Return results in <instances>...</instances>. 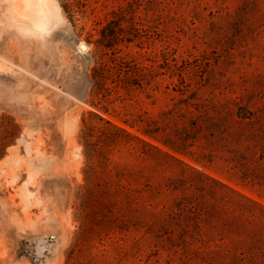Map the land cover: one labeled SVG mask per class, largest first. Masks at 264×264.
Masks as SVG:
<instances>
[{
	"label": "rangeland",
	"instance_id": "1",
	"mask_svg": "<svg viewBox=\"0 0 264 264\" xmlns=\"http://www.w3.org/2000/svg\"><path fill=\"white\" fill-rule=\"evenodd\" d=\"M55 1L49 32L25 35L12 0H0V138L12 129L3 117L19 126L0 150V264H205L207 246L169 251L182 230L156 223L173 195L165 179L182 169L136 140H97L90 163L83 119L96 113L228 186L216 189L228 217L232 189L264 205V0ZM112 21L126 39L106 60L120 59L136 84L95 83L96 42ZM177 129L189 155L163 143ZM145 166L156 189L117 177ZM237 250L226 264H250Z\"/></svg>",
	"mask_w": 264,
	"mask_h": 264
},
{
	"label": "trees",
	"instance_id": "2",
	"mask_svg": "<svg viewBox=\"0 0 264 264\" xmlns=\"http://www.w3.org/2000/svg\"><path fill=\"white\" fill-rule=\"evenodd\" d=\"M254 2L259 4L258 0ZM119 29L115 21L110 22L103 29L101 38L96 42V55L99 59V65L94 71V78L97 86H101L105 81L115 76L120 78L122 82L136 84L134 83L135 77L130 76V72L119 61L120 59L114 58L111 62L106 60L109 51L116 52L115 47L126 39V36H123L119 32ZM138 31L139 29H137ZM127 39L130 38L127 37ZM96 119L104 122L109 128L96 124L97 122H94ZM3 121L12 126V129L6 131L5 137L1 136L0 150L9 146L17 138L19 132V126L13 118L5 116L3 117ZM83 124L84 130L82 135L88 149V158L92 164H94L97 156H101L100 152L102 148L98 146L97 140H100L102 145L103 143L106 145L117 142L129 143L132 140H136L155 152L157 156L155 161L159 165L162 164L161 160H166L170 167L179 166L182 169L181 174L178 176L165 179V190L170 194L173 193V195L172 197H162L163 200L169 202V204H165L168 206V210L156 218V223L160 224L161 222L160 226L163 228L172 223L179 226L182 230L179 242L173 241L167 246L169 251L182 249L183 252L191 253V248L187 249L188 245H201L199 246L200 250L203 246H207L208 250L202 251L204 253V256L201 258L203 263L226 264V261H228L226 259L230 252L235 251L236 253L237 249H242L247 254L244 260L247 261L248 259L250 264L264 262V219L262 220L263 216L257 215L255 212L257 209L264 212L263 204L232 189L234 193L232 208L238 213L232 217H228L224 213L223 199L216 192L217 187L228 186L219 180L197 171L174 153L152 144L142 137L131 133L126 128L100 117L96 113H90L88 118H84ZM145 133L149 136L153 135V132L149 129L145 130ZM174 136L176 138L171 137L163 140L165 146L176 153L189 155L190 152L187 150L189 146L187 133L177 129L174 132ZM0 157H2V154H0ZM152 157L147 152H143L140 155L142 160H151L153 159ZM153 172L154 170H150V166H145L136 171L123 170V172H119L118 176H116L120 181L126 180L153 188L154 185L150 180V175ZM188 184L190 188L193 187L197 192H187L186 188L184 189L182 185ZM139 193L141 199H143L145 197L144 194L142 191H139ZM148 206L150 204L147 205L142 200L138 207L141 223L144 224H147V219L151 218L150 214H148ZM189 259L193 258L189 256ZM232 261L235 262L234 257Z\"/></svg>",
	"mask_w": 264,
	"mask_h": 264
},
{
	"label": "bare ground",
	"instance_id": "3",
	"mask_svg": "<svg viewBox=\"0 0 264 264\" xmlns=\"http://www.w3.org/2000/svg\"><path fill=\"white\" fill-rule=\"evenodd\" d=\"M59 18L60 7L55 0H12L11 24L21 34L45 35Z\"/></svg>",
	"mask_w": 264,
	"mask_h": 264
}]
</instances>
